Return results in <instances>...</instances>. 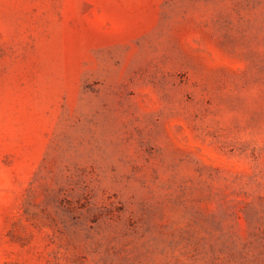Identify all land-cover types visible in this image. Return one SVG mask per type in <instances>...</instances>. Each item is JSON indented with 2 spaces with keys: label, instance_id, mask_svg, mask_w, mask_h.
<instances>
[{
  "label": "rangeland",
  "instance_id": "374dc122",
  "mask_svg": "<svg viewBox=\"0 0 264 264\" xmlns=\"http://www.w3.org/2000/svg\"><path fill=\"white\" fill-rule=\"evenodd\" d=\"M0 264H264V0H0Z\"/></svg>",
  "mask_w": 264,
  "mask_h": 264
}]
</instances>
